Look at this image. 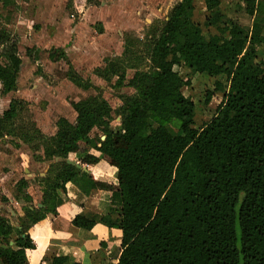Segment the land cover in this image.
<instances>
[{
	"label": "trees",
	"instance_id": "1",
	"mask_svg": "<svg viewBox=\"0 0 264 264\" xmlns=\"http://www.w3.org/2000/svg\"><path fill=\"white\" fill-rule=\"evenodd\" d=\"M222 1L205 0L202 23L196 21L195 0L176 7L153 48L150 82L133 86L137 98L126 106L120 129L105 126V140L98 145L89 137L98 116L88 112L79 118L70 144L48 151V159L61 158L66 169L49 183V197L38 210L43 216L30 217L32 224L56 214L62 204L58 192L72 184L86 197L111 193L109 214L79 215L72 225L87 232L98 223L119 230L118 264H264V61L259 56L264 0H242L255 19L251 31L226 17ZM9 43L0 30V45L9 55L7 64H0L3 95L16 90L21 65L16 45ZM176 68L225 78L226 85L216 83L223 100L200 129L195 105L183 94L189 82ZM73 80L80 83L76 75ZM6 115L10 119L13 113ZM71 155L82 168L104 162L116 169L117 183L68 165ZM19 185L18 191L30 182L21 179ZM26 200L33 201L28 194ZM27 213L31 216L30 208ZM20 226L15 233L0 215V264H27L26 251L35 249L28 227ZM51 264L82 263L55 256Z\"/></svg>",
	"mask_w": 264,
	"mask_h": 264
},
{
	"label": "rangeland",
	"instance_id": "2",
	"mask_svg": "<svg viewBox=\"0 0 264 264\" xmlns=\"http://www.w3.org/2000/svg\"><path fill=\"white\" fill-rule=\"evenodd\" d=\"M181 2L0 0V30L7 33L9 45H16L21 61L16 90L3 95L0 86V215L15 233L20 225L30 224V207L39 217L40 205L49 197V183L65 171L64 160L48 159L47 153L71 143L81 115L94 111L98 116L89 132L98 145L105 140V126L120 129L126 106L137 98L133 86L150 82L153 48ZM195 7L196 21L202 23L205 0H195ZM221 9L251 31L255 19L246 14L242 0H223ZM7 50L0 45L2 65L7 64ZM259 56L264 61V48ZM176 70L189 82L183 94L195 105V128L200 129L223 100L216 83L226 85L225 78ZM209 92L213 95L207 102ZM6 113L13 115L8 119ZM171 128L177 132L174 125ZM90 154L99 157L93 150ZM88 170L102 181L117 183V171L105 163ZM21 179L32 182V188L18 191ZM29 193L31 203L26 200ZM106 247L102 244V249L85 253V264H116L121 243L111 245L108 254Z\"/></svg>",
	"mask_w": 264,
	"mask_h": 264
},
{
	"label": "crops",
	"instance_id": "3",
	"mask_svg": "<svg viewBox=\"0 0 264 264\" xmlns=\"http://www.w3.org/2000/svg\"><path fill=\"white\" fill-rule=\"evenodd\" d=\"M102 163L104 164L100 162L98 165ZM88 167H86L87 170ZM93 176L96 180L102 181L94 174ZM58 195L62 199V204L56 209V214H45L41 221L36 224L30 222L27 226L26 235L30 237L35 246V249L26 251L27 264H51V259L55 256H68L73 262L85 264V253H90L96 247L102 249L103 244L107 246L105 251L108 254L111 245L121 243V232L117 229H110L102 223H98L91 232L77 229L72 225L75 217L79 215L90 219H100L109 214L112 208L110 192L93 191L90 196L86 197L75 186L67 184L66 191H59ZM29 196L33 199L31 194ZM30 212V217H34L35 210L32 207H30ZM42 216L41 213L39 218ZM117 218L118 216L113 220ZM21 229L19 226L18 230L21 231ZM10 246L15 249L14 240ZM120 254L121 252H119L118 259ZM95 259L97 260V257Z\"/></svg>",
	"mask_w": 264,
	"mask_h": 264
},
{
	"label": "water",
	"instance_id": "4",
	"mask_svg": "<svg viewBox=\"0 0 264 264\" xmlns=\"http://www.w3.org/2000/svg\"><path fill=\"white\" fill-rule=\"evenodd\" d=\"M67 164L68 165H75L77 167V169H82L84 172H87V168L86 167H81L80 164H76V163H73L72 161H67ZM40 207H43L42 205H40ZM0 209H2V207L0 206ZM3 248H6V247H3Z\"/></svg>",
	"mask_w": 264,
	"mask_h": 264
}]
</instances>
